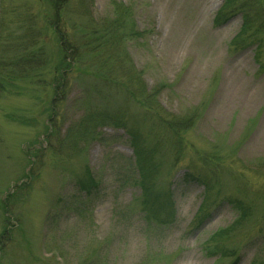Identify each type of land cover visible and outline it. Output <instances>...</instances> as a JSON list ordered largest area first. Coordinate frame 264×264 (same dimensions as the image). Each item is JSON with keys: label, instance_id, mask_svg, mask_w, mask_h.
I'll return each mask as SVG.
<instances>
[{"label": "rangeland", "instance_id": "374dc122", "mask_svg": "<svg viewBox=\"0 0 264 264\" xmlns=\"http://www.w3.org/2000/svg\"><path fill=\"white\" fill-rule=\"evenodd\" d=\"M66 1L57 30L69 36L87 22L112 17L114 2L132 6L137 30L145 34L129 53L147 90L159 87L157 102L166 114L195 116L180 135L186 149L171 146L179 152L177 163L172 165L170 152L156 160L166 163L155 187L173 192L174 217L167 224L145 220L124 129L102 128L72 157L54 149L81 119L86 90H105L112 108L126 104L138 116L141 106L121 93L118 73L108 88L94 73L69 74L55 118L50 86L16 83L0 91V264H86L100 250L97 264H264V28L254 27L264 21L254 12L264 2L251 7L256 23L235 44L245 15L239 7L247 0L228 6L227 0ZM27 10L38 28L48 24L46 0H0V25L4 20L14 28ZM221 10L231 19L218 26ZM53 30L44 33L46 84L58 58ZM51 120L59 135L47 144ZM36 149L42 151L34 161ZM87 170L100 183L92 197L72 188ZM187 173L209 189L186 182ZM66 198L87 202L86 212H70L52 224L50 214Z\"/></svg>", "mask_w": 264, "mask_h": 264}, {"label": "trees", "instance_id": "16d2710c", "mask_svg": "<svg viewBox=\"0 0 264 264\" xmlns=\"http://www.w3.org/2000/svg\"><path fill=\"white\" fill-rule=\"evenodd\" d=\"M232 1L227 0L226 6L230 5ZM260 1L264 2V0H247L239 7L245 15L242 31L234 39L235 44L243 43L242 36H247L246 32L255 22L251 17V7ZM46 5L48 6L46 11L48 24L45 27L38 28L37 17L28 10L24 12L23 18L15 19L14 28H11V25L7 26L4 20L1 22L0 91H6V87L16 83L28 82L33 86L48 85L54 94L51 118H55L69 88V74L73 72L94 73L97 79L103 82L102 87L108 88L117 83L115 76L118 73L121 83L119 82L120 85L117 87L123 89L121 93L125 92L134 101H138V106H141L142 110L140 109L138 116L130 115L126 104L122 107L112 108L111 96L105 90H86L81 104L84 110L81 119L69 126L66 136L58 141L56 148L52 145L49 148L53 147L56 152H67L69 156H73L75 153L82 154L84 148H79L80 144L86 146L87 143L93 141L102 128L112 126L124 129L129 135V142L135 155V162L130 160L129 164L137 173L136 184L142 190L139 205L144 218L148 223H169L174 217L173 192L155 187V177L166 163H162L164 159L160 160V163H156V160L157 157L170 152V156L174 159L172 165L176 164L175 157L179 156V152L174 151L171 146L179 144L182 151L186 149V141L180 135L188 130L195 121L194 115L188 114L180 117L166 114V111L157 102L159 87L148 91L142 72L135 68L129 53V45L142 38L145 32L137 30V24L133 20L134 8L114 2L112 17L97 22H87L78 29V36H69L64 31L57 30V24L62 19L61 13L66 7L67 1L46 0ZM247 7H250V10L245 9ZM254 12L264 15V9L254 10ZM5 14L6 11L3 15ZM230 16L228 12L221 10L217 14L215 23L218 26L225 24L231 19ZM263 25L264 21L261 20L254 27H260L262 31ZM50 28L54 29L53 33L58 39L59 49L57 62L51 73V81L46 84L47 81L43 78L47 71V51L44 44L46 36L44 33ZM253 39L256 41V38ZM94 68L96 69L94 70ZM102 71L103 73H101ZM55 122V120L52 121L46 127L45 142L47 144H50L51 137L59 135V127ZM144 130L148 131L147 136L142 134ZM40 151L42 150L33 151V160L37 158ZM123 168L121 169L123 170ZM86 173L87 178H78L72 183V188L87 197H92L99 189L100 183L89 170ZM199 178H195L189 173L184 176L186 182L204 184L208 190V183ZM88 205L87 202L74 198L63 199L62 205L50 214V220L52 224H56L63 216L73 211L83 215ZM6 221L8 222L9 219L7 218ZM91 259L90 257V261L86 264H97L102 261L101 250Z\"/></svg>", "mask_w": 264, "mask_h": 264}]
</instances>
